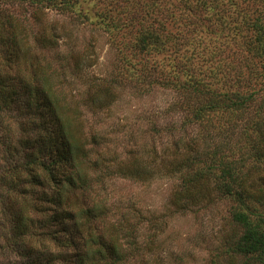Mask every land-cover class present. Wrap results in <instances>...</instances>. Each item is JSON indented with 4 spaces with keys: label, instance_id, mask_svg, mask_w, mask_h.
Wrapping results in <instances>:
<instances>
[{
    "label": "rangeland",
    "instance_id": "374dc122",
    "mask_svg": "<svg viewBox=\"0 0 264 264\" xmlns=\"http://www.w3.org/2000/svg\"><path fill=\"white\" fill-rule=\"evenodd\" d=\"M81 8L92 18L107 13L115 19L119 28L109 32L116 34V42L105 29L55 12H47L40 25L58 30L59 58L70 46L90 57V68L72 74L71 86L65 81L61 87L74 100L86 97L90 88L101 91L95 107L81 105L77 115L81 116L72 125L78 126L91 152L90 162L84 166L94 190L113 207L115 216L107 220L114 223L125 215L127 228L137 223L134 214L145 219L138 224V240L140 246L151 245L150 253L129 256V264H223L227 257L219 255L241 235L232 219L233 201L201 180L200 188L188 189L184 180L192 169L182 177L172 168L185 160L193 142L199 144L201 155L215 149L230 159L241 157L244 141L239 137L254 112L260 114L263 131L253 137L257 149L252 152H260L264 159V57L256 54L252 28L254 19L264 16V0H83ZM136 19L142 20V28L161 34L165 51L146 55L131 51L135 28L127 25H137ZM28 23L37 29L31 19ZM39 56L53 60L55 54L42 50ZM64 67L63 61H55L56 72L66 76ZM191 74L209 82L217 93L254 95L252 111L227 124L210 116L201 124L185 126V98L179 94L178 84L170 87L168 80L173 75L186 79ZM196 103L192 100L190 104L195 107ZM6 114L0 115V139L8 138L6 130L11 136L8 127L15 122V114ZM1 142L0 164L5 146ZM244 156L250 158V153ZM93 163L97 168H88ZM250 163L248 159L247 167ZM174 193L193 198L180 202L187 209L173 207ZM3 234L0 215V247ZM119 239L123 243L132 238L124 232ZM2 255L0 252V264H21Z\"/></svg>",
    "mask_w": 264,
    "mask_h": 264
},
{
    "label": "trees",
    "instance_id": "16d2710c",
    "mask_svg": "<svg viewBox=\"0 0 264 264\" xmlns=\"http://www.w3.org/2000/svg\"><path fill=\"white\" fill-rule=\"evenodd\" d=\"M82 3L83 0H4L0 4V115L15 114V122L8 127L12 128L11 136L6 130L8 138L0 139L5 145L0 164V215L4 230L0 252L4 259L15 258L21 264H129V256L150 253L151 249V245L139 244L138 224L145 221L140 213L134 214L137 223L127 228L125 215L114 223L107 220L115 216L113 207L107 206V200L95 192L85 167L91 152L78 126L72 124L74 118L81 116L77 115L84 102L85 106H96L101 91L90 88L86 97L80 95L74 100L61 85L67 81L71 86L72 74L86 72L92 65L90 57L86 51L75 52L74 46H70L59 58L58 30L40 25L47 12H55L78 22H89L106 32L119 28L107 13L92 18L81 8ZM28 19L36 24L35 31ZM263 19L259 15L252 24L254 48L262 57ZM136 20L137 25H127L135 28L131 51L139 55L165 51L166 41L161 34L142 28V20ZM108 34L115 43L116 34ZM42 50L52 51L53 60L40 57ZM55 61L64 62L66 76L56 72ZM168 82L170 87L178 84V92L185 98V126L201 124L210 116L224 124L231 119L240 120L256 102L254 95L217 93L209 82L193 74L186 79L173 75ZM192 100L197 101L195 107L190 104ZM254 113L239 137L241 143L244 141L239 149L241 157L230 159L215 149L201 155L199 144L193 142L185 160L172 168L182 177L192 169L185 175L188 189L200 188L201 180L212 184L222 198L233 201L232 219L241 235L235 243H227L224 254L219 255L218 258L227 257L223 264H264V159L260 152H252L257 149L253 137L261 134L262 124L260 114ZM2 125L6 126L4 122ZM247 153L250 158H245ZM201 161L206 165H201L205 164ZM88 166L97 168L95 163ZM185 196L174 193L173 207L187 209L180 202L193 198ZM124 232L129 233L131 241L121 243L119 238Z\"/></svg>",
    "mask_w": 264,
    "mask_h": 264
}]
</instances>
